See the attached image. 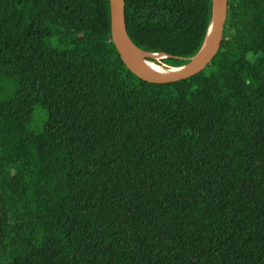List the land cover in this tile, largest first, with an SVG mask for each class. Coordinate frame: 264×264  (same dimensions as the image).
<instances>
[{
  "label": "trees",
  "instance_id": "trees-1",
  "mask_svg": "<svg viewBox=\"0 0 264 264\" xmlns=\"http://www.w3.org/2000/svg\"><path fill=\"white\" fill-rule=\"evenodd\" d=\"M124 1L166 67L201 48L212 0ZM111 20L110 0H0V264H264V0H228L210 63L163 84Z\"/></svg>",
  "mask_w": 264,
  "mask_h": 264
},
{
  "label": "water",
  "instance_id": "water-1",
  "mask_svg": "<svg viewBox=\"0 0 264 264\" xmlns=\"http://www.w3.org/2000/svg\"><path fill=\"white\" fill-rule=\"evenodd\" d=\"M111 2V37L112 42L125 66L138 78L152 83H170L189 78L206 67L216 55L223 39L224 24L227 18L228 0H212L211 20L201 48L188 61L171 73L156 75L142 70L134 58V51L139 50L146 58H154L152 52L139 49L128 35L125 23V1L110 0ZM164 54V53H163ZM164 54V57H167ZM163 57V56H162ZM1 234V206H0Z\"/></svg>",
  "mask_w": 264,
  "mask_h": 264
},
{
  "label": "bare ground",
  "instance_id": "bare-ground-1",
  "mask_svg": "<svg viewBox=\"0 0 264 264\" xmlns=\"http://www.w3.org/2000/svg\"><path fill=\"white\" fill-rule=\"evenodd\" d=\"M133 55H134L136 62L139 65V67L147 73L161 75V74L171 73V72L175 71V69H173V68L163 67L162 65H160L156 61H151V60L147 59L145 57V54L139 50H135ZM153 56L154 57H160V56H164V54L162 52L161 53H154Z\"/></svg>",
  "mask_w": 264,
  "mask_h": 264
},
{
  "label": "rangeland",
  "instance_id": "rangeland-1",
  "mask_svg": "<svg viewBox=\"0 0 264 264\" xmlns=\"http://www.w3.org/2000/svg\"><path fill=\"white\" fill-rule=\"evenodd\" d=\"M164 58V56H160V57H154L152 59H154L157 63H159L160 65H162L163 67H166L163 63H161V60Z\"/></svg>",
  "mask_w": 264,
  "mask_h": 264
}]
</instances>
